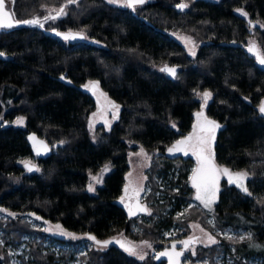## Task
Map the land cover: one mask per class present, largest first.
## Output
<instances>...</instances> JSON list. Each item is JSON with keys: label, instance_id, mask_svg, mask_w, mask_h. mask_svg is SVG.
<instances>
[{"label": "trees", "instance_id": "trees-1", "mask_svg": "<svg viewBox=\"0 0 264 264\" xmlns=\"http://www.w3.org/2000/svg\"><path fill=\"white\" fill-rule=\"evenodd\" d=\"M181 3L188 7L177 8ZM61 8L65 14L43 28L0 30V264H12L10 244L24 242L19 256L28 264H69L75 253L77 264H196L184 262L183 254L168 262L156 253L141 260L126 251L144 239L170 248L173 241L187 238L191 220L209 229L247 230L252 236L235 242L236 260L264 261V114L259 111L264 64L248 51L255 45L264 54V0H146L135 8L108 0L14 3L20 20ZM53 31L82 36L65 40ZM173 32L198 44L195 57ZM165 67H176V75L162 71ZM90 82L98 87L93 90ZM97 90L120 111L110 128L98 125L92 131ZM206 91L211 98L204 104ZM198 111L220 125L211 148L215 162L246 173L248 191L223 181L214 207H190L183 236L164 245L166 229L179 219L176 212L193 192L190 176L196 161L192 153L169 159L165 152L194 133ZM20 116L25 124H13ZM140 146L153 158L148 200L154 201V211L161 209L157 219L146 215L149 207L143 202L146 211L130 217L133 204L121 200L127 195L130 155ZM23 161L35 169L28 171ZM105 166L108 170L102 171ZM95 174L102 183L92 192L88 186ZM161 175L169 178L165 183L171 192L160 200ZM174 186L179 187L176 193ZM170 205L166 216L162 209ZM50 222L83 235L87 248L80 252L71 244L78 247L82 240L50 235L43 229ZM48 238L69 246L56 250ZM199 249L198 255L213 254L218 244Z\"/></svg>", "mask_w": 264, "mask_h": 264}, {"label": "rangeland", "instance_id": "rangeland-1", "mask_svg": "<svg viewBox=\"0 0 264 264\" xmlns=\"http://www.w3.org/2000/svg\"><path fill=\"white\" fill-rule=\"evenodd\" d=\"M115 4L123 5L122 2H118ZM172 34L181 43H183L185 45V47L187 48L191 57L196 56L198 44L195 43L192 38H190L184 34H179L178 32H173ZM96 93H97L98 98H99V101H98L99 105H98L97 109L93 112V114L90 118L89 127L92 129V131H95V129L98 127V125L105 127V128H110L113 125V123H114L115 119L117 118L118 113L120 111V106H119L118 112L116 111V109H114L113 107L110 106V103L115 104V102H113L112 99L109 98V96L106 93H104L101 90H97ZM115 105H118V104H115ZM198 112H202V111H198ZM114 113L116 115L115 119H113ZM205 118L207 120L213 121L212 119L208 118L205 114H203V112H202V116L199 117V119L196 116V122H195V127H194L195 128V131H194L195 134L209 135V134L200 133V127L205 126ZM18 120H22L23 122L17 123ZM13 124H15L17 126L24 125L25 124V118L22 116L17 117L13 121ZM211 148H212V139L209 135V148H208L206 155H208V157L210 158V160L212 161V164L214 165V167L216 169L227 168L224 166H220L215 162V159L212 155V149ZM142 149H143V153L141 152ZM152 160H153V158H152L151 154L148 153L147 150L142 146H140L137 151H134L131 153L130 163H131L132 168H131V173H130L129 180L127 183V186H128L127 187V195L124 198V200L126 199L131 204H134L138 200H140L141 202L145 203L149 207L148 214H146V215H152L153 214L154 219L155 218L157 219L159 217L157 215L158 211L157 212L154 211L153 207H152V204L154 201L148 200L149 194L151 192H153V189H151L150 185H148V179H147V172L150 168ZM199 166H200V164H199V162L197 160V156H196V161L191 166V176H190L191 184L193 185V192H190V195L188 198L189 200L187 202H185V205L183 206L182 210L176 212L175 217L176 218L178 217L179 219L177 221H174L173 224L170 226V228L166 229V231L164 233V236H165L164 241H163L164 245H168L169 241H171L172 238L174 239V238L178 237L179 234L182 235L184 233L183 231L185 230V228L187 229V227H185L182 222H186V219L190 214V209H191L190 207H192L193 205H199V206L206 208L204 206V203L202 202V200L197 199V188L193 184V170L197 169ZM227 169H229V168H227ZM229 171L231 174L244 173L242 171H237V170H232V169H229ZM215 174L218 177V179L216 180V184H215V198H214L213 202L211 203L210 208H206L208 210H211L214 207V204L217 202V200L219 198V191H220L221 183L223 181H225L227 184H234V185L238 186L236 183H230L229 177L227 175L223 174L222 172L217 171ZM93 176L98 177L100 179V182L97 183L95 180H93L92 179ZM93 176L91 177V181H90L89 185H91L92 188L94 189V190H92V192H95L96 187L98 185H100L102 183V181H101V177L98 174H95ZM168 179L166 178L165 175H161L158 179L159 180V188L157 190V194L159 195L158 199H160V200H161L162 194H166V193L171 192V190H169V188H168L169 183H165V182H168L167 181ZM245 182H246V177L242 181L244 186H245ZM176 188L177 187L174 186V189H172L174 193L178 192V190ZM88 189H89V186H88ZM201 195H204L203 190H201ZM160 203H161V201H160ZM172 209H173V207L170 205L167 208H164L162 210L164 212V215L168 216V214L169 215L171 214ZM159 211L160 212H158V213H161V209ZM5 212L7 214H9V212H7V211H5ZM144 218L145 217H143L142 219H144ZM207 219L213 223V217L211 215L208 216ZM189 224H190L189 225L190 230L185 236L187 238H191L188 241H190V242L192 241V243H189L188 246L185 247L184 250L181 251V253L185 256L184 262H187L189 259V261H194L196 264H212V262H214L215 264H240L239 263L240 261L236 260L234 253H233L236 250V243L235 242L238 240H244V239L249 238V234L251 237L252 234L250 232H248L247 230H244V229H238V228H233V227H215L214 229H209L199 220H191ZM57 225L60 226L59 229L56 227ZM43 229L44 230L50 229V231H47V232L52 236H58L61 238L71 239L74 241H77V240L81 241L82 240L83 242L78 247L77 246L75 247L74 244H71L72 248H74V249L77 248L78 250H81L80 252H83L87 248V241L85 240L83 235L74 234V233H72L73 235H64L63 232H67V233H71V232L69 230H67L59 222L45 223L43 225ZM61 229L63 230V232H61ZM209 236L215 238V240H216L215 244H211L208 242ZM228 237H232L233 242L226 243L224 241H221L223 238H228ZM241 237H244V238L241 239ZM46 243L48 245H51L52 247H54L56 250H60L63 247L69 246L68 244L59 242L57 240L52 241L50 238L47 239ZM133 244L134 245L132 248L135 250L137 257H139L140 255H143L146 258L149 254L156 253L159 249H161V248H159V245L157 244V242H152L148 239H144L141 241H135ZM217 244H218V249L213 254L204 255V256L198 255L199 250H200L199 247H204V246L210 247V246H214ZM18 245L19 246L14 247L13 243L10 244V246L12 247V251H11L12 264H28L26 261H23V259L19 256V254H24L26 242L19 243ZM148 245H151V246L149 247ZM75 254L76 255H74L73 258H71L69 260V262H70L69 264H77L78 263V261H79L78 254L77 253H75ZM25 256L27 257V254ZM244 264H264V261H262V260L261 261L249 260V261L245 262Z\"/></svg>", "mask_w": 264, "mask_h": 264}, {"label": "snow or ice", "instance_id": "snow-or-ice-1", "mask_svg": "<svg viewBox=\"0 0 264 264\" xmlns=\"http://www.w3.org/2000/svg\"><path fill=\"white\" fill-rule=\"evenodd\" d=\"M110 3H118V2H122L125 6L129 7V8H135L136 5L138 4H144L146 2V0H109ZM14 3V0H13ZM69 4H75L77 3V0H68ZM177 8H186L188 7L187 4L181 3V4H177L176 5ZM240 11L243 15H247V13H244L243 10H238ZM65 11L64 8H61L59 10V12L57 13V16L60 15H64ZM56 16H48L45 17V19H56ZM40 24V20L39 19H31V20H14L13 19V14L7 10H5V0H0V29H4V28H12L17 24ZM42 26V25H41ZM58 35L63 36V39L65 40H70V39H76L78 36H82L81 33H72V32H67V33H58ZM249 52H255L257 55V58L259 59V62L261 64H264V54H261L259 49L253 45L251 47H249L248 49ZM4 55L3 53H0V56ZM162 71H166L168 73H170L172 76L176 75V69L175 68H168L165 67L164 69H162ZM91 87L93 88V90H95L98 85L90 82ZM85 87H88V85H86ZM202 98L204 101V104H207L208 100L211 98V93L210 92H204L202 94ZM110 106L113 107L114 109H116V111L118 112L119 110V105H115V104H111ZM259 111L260 113L264 114V103H262L259 106ZM95 115V114H94ZM197 118L199 119V117L202 116V112H198L197 114ZM116 118L115 113L113 114V119ZM22 120H18L17 123H22ZM107 123V122H106ZM220 125L216 124L215 121H211V120H207L205 118V126H201L200 127V133H204V134H209L211 139L215 138V130L217 128H219ZM209 135H202V134H193V135H189L188 137H185L183 140H179L176 142L175 145H173L172 148H169L168 151L169 152H173V151H185V149L192 151L194 155L197 156V160L200 164V166L197 169L193 170V184L194 186L197 188V199L202 200V202L204 203V206L206 208H210L211 203L213 202L214 198H215V184H216V180L218 179V177L216 176V172H222L223 174L227 175L229 177V182L230 183H236L239 187H241L245 192H247V188L243 185L242 181L244 180V178L246 177V173H235V174H231L229 169L227 168H223V169H216L214 167V165L212 164V161L210 160V158L208 157V155H206L208 148H209ZM30 140H33L34 142L36 141V137L35 136H30L29 137ZM194 141V142H193ZM41 144V146H43L44 150H47V146L43 145V142H39ZM141 152L143 153V149L141 150ZM146 155V154H145ZM22 163L25 164V167L28 169V171H32L34 168V165L31 164L30 161H23ZM38 170V169H37ZM108 168L107 166H105L104 169H102V171H107ZM93 180H95L97 183L100 182V179L96 176L92 177ZM89 190L92 191L94 190L92 188L91 185H89ZM201 190H203L204 195H201ZM127 191V189H126ZM124 197H121V200L123 201ZM130 213H131V208L129 209ZM140 211H146V209L141 208L139 209ZM0 211H4L3 209H0ZM134 214V213H132ZM11 215H15L14 213ZM35 215V214H33ZM37 219H40V217H37ZM58 229L60 228L59 225L56 226ZM46 231H50V229H46ZM61 232H63V230L61 229ZM64 235H73L72 233H67V232H63ZM92 240H95V237H89ZM229 239H232V237H228ZM244 237H241V239H243ZM249 238H250V234H249ZM119 243V241H117ZM208 242L211 244H215L216 240L215 238L209 236L208 237ZM0 243H2V241H0ZM97 244H103V245H107L108 243H110L109 241H96ZM146 243V242H145ZM185 244V246L187 247L188 244L190 243V241H184L183 242ZM122 247H124V245H121ZM149 247L151 245H148ZM126 251H128L129 253L136 255V252L133 248L128 247L126 248ZM161 255H169V253L165 252V253H161ZM176 256H180L181 253H176ZM145 257L143 255L139 256V259L143 260Z\"/></svg>", "mask_w": 264, "mask_h": 264}, {"label": "water", "instance_id": "water-1", "mask_svg": "<svg viewBox=\"0 0 264 264\" xmlns=\"http://www.w3.org/2000/svg\"><path fill=\"white\" fill-rule=\"evenodd\" d=\"M14 3H15V0H14ZM14 3H13V0H10V2H8L7 0H5V10H7V11H9V12H11L12 14H13V19L14 20H20V19H18L17 18V16H16V13H15V10H14ZM48 16H57V13H55V14H51V15H45V16H43V17H32V18H27V19H24V20H31V19H39L40 20V24H17V25H15L14 27H12V28H4V29H6V30H12V29H14V28H16V27H21V26H32V25H37V26H39V27H44V24H45V22L46 21H48L49 19H45V17H48ZM20 21H23V20H20ZM42 25V26H41ZM1 30V29H0ZM53 33L54 34H57L58 35V33H67V32H58V31H53ZM72 33H74V32H72ZM61 36V35H60ZM63 37V36H62ZM175 69H176V67H175ZM218 129V128H217ZM217 129L215 130V132L217 131ZM34 135V133H31L30 134V136H33ZM185 137H188V136H185ZM185 137H183V138H181V139H179V140H183ZM178 140V141H179ZM213 140L214 139H212V143H213ZM177 142V141H176ZM176 142L174 143V145L176 144ZM37 148H38V143H36V145H35ZM173 147V145L171 146V147H169V148H172ZM168 148V149H169ZM168 149L166 150V152H165V155L169 158V159H177V158H180V157H186L187 155H188V153H189V151L187 150V149H185V151H179V152H177V151H173V152H169L168 151ZM35 169V167L33 168V170ZM141 208H144V209H146V207L144 206V204L140 201V200H138L137 201V204L134 206V208H131V213H130V210H128L129 211V216L130 217H133V216H136V215H138V214H140V213H142V212H145V211H140L139 209H141ZM130 209V208H129ZM132 213H134V214H132ZM176 241V240H175ZM175 241H173V242H175ZM169 250V248H167V247H165V248H163V249H160V250H158L157 252H156V257L158 258V259H166V257H167V255H161V253H165V252H167ZM182 254V253H181Z\"/></svg>", "mask_w": 264, "mask_h": 264}, {"label": "flooded vegetation", "instance_id": "flooded-vegetation-1", "mask_svg": "<svg viewBox=\"0 0 264 264\" xmlns=\"http://www.w3.org/2000/svg\"><path fill=\"white\" fill-rule=\"evenodd\" d=\"M124 5V4H123ZM194 134V133H193ZM192 134V135H193ZM189 151V150H188ZM189 153H192L193 154V152L192 151H189ZM193 156H194V158L196 159V156L193 154ZM137 204V202L136 203H134L133 204V206H132V208H134V206ZM191 238H186L185 240H176L175 242H172L171 244V247L169 248V250L167 251V253H169V255H167V257H166V259H167V261L168 262H170L171 261V259H172V257H175V254L176 253H181V250H184V248L186 247L185 246V244L183 243L184 241H188V240H190ZM190 243H192V241L190 242Z\"/></svg>", "mask_w": 264, "mask_h": 264}, {"label": "built area", "instance_id": "built-area-1", "mask_svg": "<svg viewBox=\"0 0 264 264\" xmlns=\"http://www.w3.org/2000/svg\"><path fill=\"white\" fill-rule=\"evenodd\" d=\"M177 177H178V173H176V177H175V178L177 179ZM176 189L178 190V189H179V187H177Z\"/></svg>", "mask_w": 264, "mask_h": 264}]
</instances>
